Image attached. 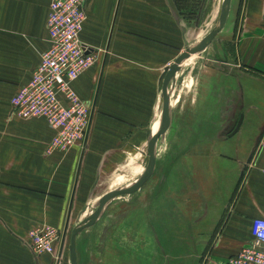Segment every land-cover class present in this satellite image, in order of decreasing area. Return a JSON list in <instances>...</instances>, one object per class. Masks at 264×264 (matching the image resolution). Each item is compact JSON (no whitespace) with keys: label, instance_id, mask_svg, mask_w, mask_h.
<instances>
[{"label":"crops","instance_id":"0c3cea01","mask_svg":"<svg viewBox=\"0 0 264 264\" xmlns=\"http://www.w3.org/2000/svg\"><path fill=\"white\" fill-rule=\"evenodd\" d=\"M49 1L0 0V264H54V257L45 262L33 255L29 232L46 224L65 239L111 190L116 172L124 165L145 168L148 136L162 116L164 75L189 41L171 0H84L80 40L96 58L73 88L90 106V124L67 153H47L53 129L43 118L14 116L10 99L48 46ZM233 1L236 61L222 59L229 53L221 44V58L208 67L207 86L195 99L198 107L206 99L220 109L219 133L205 154L214 203L204 209L208 218L194 225L202 251L210 243L200 264H218L236 253L252 239V218L264 214V149L258 148L264 129V0H231L227 18ZM177 96H171L173 108ZM239 114L241 123L231 133ZM105 210L83 230L94 228Z\"/></svg>","mask_w":264,"mask_h":264},{"label":"rangeland","instance_id":"374dc122","mask_svg":"<svg viewBox=\"0 0 264 264\" xmlns=\"http://www.w3.org/2000/svg\"><path fill=\"white\" fill-rule=\"evenodd\" d=\"M221 2L171 0L169 4L185 24L187 45L212 29ZM234 10L233 1L229 18L213 38L211 48H205L204 53L203 50L193 53L172 80L171 96L178 95L179 101L172 108L171 126L164 138L160 137L155 144L152 174L142 188L123 193L111 203L94 228L80 232L76 246L79 264H200L204 259L210 243L202 251V244L195 242L197 228L194 225L202 221L204 215L208 218L204 209L214 203L207 193L212 184L208 174L212 165L208 162L210 154L207 157L205 154H208L211 138L219 133L217 120L220 116L215 112L220 109L211 108L206 99L198 107L195 99L200 96L199 87L207 86L210 75L207 69L213 60L222 57L236 61L238 25L235 20L231 24ZM230 34L231 39L228 38ZM221 44L229 53L226 57L216 53ZM255 94H261L259 85H255ZM140 157L138 154V162L141 158L144 161L145 153ZM122 169L115 173L111 190L133 183L145 170L125 165ZM69 234L59 243H53L51 254H41L44 260L49 256L54 257V264H70ZM28 244L33 246L31 238ZM5 262L11 263V260Z\"/></svg>","mask_w":264,"mask_h":264},{"label":"built area","instance_id":"2783aa9c","mask_svg":"<svg viewBox=\"0 0 264 264\" xmlns=\"http://www.w3.org/2000/svg\"><path fill=\"white\" fill-rule=\"evenodd\" d=\"M85 17L84 0L49 1L46 18L48 46L41 52L30 79L10 99L14 116L43 118L53 129L46 145L47 153H67L88 132L90 106L73 88V82L91 67L96 58L80 40ZM258 148L264 149V129ZM261 172L264 173V167ZM250 232L252 239L218 264H264V214L252 218ZM29 235L33 242L30 248L35 255L51 254L53 243L62 239L59 229L46 224L32 229Z\"/></svg>","mask_w":264,"mask_h":264},{"label":"water","instance_id":"95a60500","mask_svg":"<svg viewBox=\"0 0 264 264\" xmlns=\"http://www.w3.org/2000/svg\"><path fill=\"white\" fill-rule=\"evenodd\" d=\"M231 0H222L220 13L218 19L216 20L212 29L200 38L198 41L188 45L182 52H180L177 57L174 59L173 63L169 65L164 75L162 81V96H163V110L162 116L159 125L155 131H151L147 140V150H148V159L146 163V167L143 175L134 181L133 183L125 186L118 187L116 189H112L104 193L99 202L98 206L94 209V211L83 218L79 223H77L71 230L69 245H68V256L70 264H78L77 256H76V236L77 234L86 229L87 227L94 224L101 216L103 211L106 209L107 205L115 199L117 196L123 193H131L138 190L149 178L155 168V142L159 135H162L165 130L168 128L171 122V103H170V91L169 84L173 78V75L177 70H179V65L187 59L191 54L204 50L209 46L213 38L216 34L223 28L225 21L227 19V15L229 12ZM242 120V115H239V118L236 122L235 127L231 131L234 133L239 127ZM230 133V134H231ZM32 251V250H31ZM33 255H35L33 253ZM37 256V255H35Z\"/></svg>","mask_w":264,"mask_h":264},{"label":"bare ground","instance_id":"6f19581e","mask_svg":"<svg viewBox=\"0 0 264 264\" xmlns=\"http://www.w3.org/2000/svg\"><path fill=\"white\" fill-rule=\"evenodd\" d=\"M191 55H193V54H191ZM191 55H190V56H191ZM190 56H189V57H190ZM189 57H188V58H189ZM188 58H187V59H188ZM185 60H186V59H185ZM185 60H184V61H185ZM184 61H183V63H184ZM181 65H182V64H181ZM178 71H179V70H177V71L175 72L174 76L176 75V73H177ZM174 76H173V78H174ZM173 78H172V80H173ZM169 91H170V88H169ZM170 103H171V111L173 112V110H172V108H173V104H172V100H171V93H170ZM159 122H160V121H159ZM158 125H159V124H157V125L153 128V131H155V130L157 129V126H158ZM143 173H144V172H143ZM142 175H143V174H142ZM142 175H141V176H142ZM141 176H140V177H141ZM140 177H139V178H140ZM139 178H138V179H139ZM146 183H147V182H145L140 188H142ZM128 185H129V184H128ZM140 188H139V189H140ZM139 189H138V190H139ZM136 191H137V190H136ZM134 192H135V191H134ZM131 193H132V192H131ZM125 194H126V193H125ZM121 195H123V194H121ZM121 195L117 196L114 200H112V203H113L114 201H116ZM37 255H39V254H37ZM39 256H40V255H39Z\"/></svg>","mask_w":264,"mask_h":264}]
</instances>
